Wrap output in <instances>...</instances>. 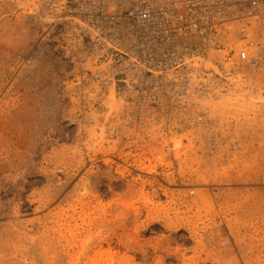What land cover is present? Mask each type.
<instances>
[{
  "label": "rangeland",
  "instance_id": "obj_1",
  "mask_svg": "<svg viewBox=\"0 0 264 264\" xmlns=\"http://www.w3.org/2000/svg\"><path fill=\"white\" fill-rule=\"evenodd\" d=\"M152 1L0 0V264H264V65Z\"/></svg>",
  "mask_w": 264,
  "mask_h": 264
},
{
  "label": "built area",
  "instance_id": "obj_2",
  "mask_svg": "<svg viewBox=\"0 0 264 264\" xmlns=\"http://www.w3.org/2000/svg\"><path fill=\"white\" fill-rule=\"evenodd\" d=\"M141 5L144 3H137L136 19L142 16ZM151 6V25L146 23L141 28L152 35L153 50L154 41H160L168 49L179 42L189 43L179 47L185 51L198 45H206L205 49L225 50L226 47L236 54L234 65L241 63L248 68L264 65L261 57L264 55V0H170L166 5L153 0ZM180 58L186 59L185 56L176 58L171 52L163 57L171 67L182 65Z\"/></svg>",
  "mask_w": 264,
  "mask_h": 264
},
{
  "label": "bare ground",
  "instance_id": "obj_3",
  "mask_svg": "<svg viewBox=\"0 0 264 264\" xmlns=\"http://www.w3.org/2000/svg\"><path fill=\"white\" fill-rule=\"evenodd\" d=\"M84 160L83 159H81V161H80V164H79V166L77 167L78 169L79 168H82L83 166H84ZM0 170H1V167H0Z\"/></svg>",
  "mask_w": 264,
  "mask_h": 264
}]
</instances>
